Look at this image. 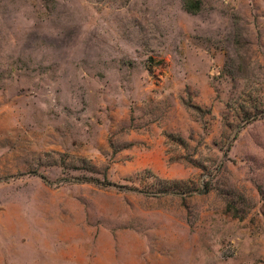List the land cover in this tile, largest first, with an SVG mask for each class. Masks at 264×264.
I'll list each match as a JSON object with an SVG mask.
<instances>
[{
	"label": "rangeland",
	"instance_id": "374dc122",
	"mask_svg": "<svg viewBox=\"0 0 264 264\" xmlns=\"http://www.w3.org/2000/svg\"><path fill=\"white\" fill-rule=\"evenodd\" d=\"M0 0V264H264V0Z\"/></svg>",
	"mask_w": 264,
	"mask_h": 264
},
{
	"label": "trees",
	"instance_id": "16d2710c",
	"mask_svg": "<svg viewBox=\"0 0 264 264\" xmlns=\"http://www.w3.org/2000/svg\"><path fill=\"white\" fill-rule=\"evenodd\" d=\"M185 4L188 10L197 11L199 9V3L194 0H186Z\"/></svg>",
	"mask_w": 264,
	"mask_h": 264
}]
</instances>
